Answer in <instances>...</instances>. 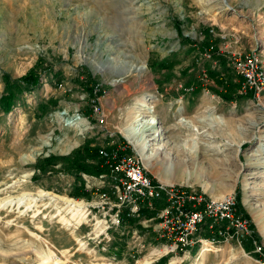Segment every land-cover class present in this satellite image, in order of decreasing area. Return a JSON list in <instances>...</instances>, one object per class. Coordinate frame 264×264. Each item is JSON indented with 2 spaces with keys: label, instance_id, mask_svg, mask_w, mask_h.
I'll list each match as a JSON object with an SVG mask.
<instances>
[{
  "label": "rangeland",
  "instance_id": "rangeland-1",
  "mask_svg": "<svg viewBox=\"0 0 264 264\" xmlns=\"http://www.w3.org/2000/svg\"><path fill=\"white\" fill-rule=\"evenodd\" d=\"M203 29L234 83V58L255 54L264 71V0H0V95L1 72L17 78L36 63L47 71L40 87L23 94L9 113L0 110V264H51L41 259L45 254L58 264H108L112 258L135 264L165 245L142 222L123 221L106 237L94 231L109 207L99 206V195L109 190L106 179L86 176L88 198H73L74 177L60 163L44 172L34 169L37 158L68 156L84 142L139 158L121 128L145 99L153 101L166 146L149 167L140 158L146 174L201 202L233 197L236 213L248 215L264 250V92L255 99L237 87L225 101L212 91L221 87L207 77L206 67H221L196 48ZM94 91L106 115L102 127L89 106ZM49 100L55 105L43 111L39 104ZM77 115L91 127L85 123L79 135L70 124ZM165 153L169 158L161 159ZM40 190L82 201L87 219L76 223L63 200L47 205ZM58 210L70 221L61 220ZM207 224L194 235L201 242L168 253L165 264L172 257L193 264L202 247L209 249L204 264H264L257 243L246 253L234 241L214 237L215 227Z\"/></svg>",
  "mask_w": 264,
  "mask_h": 264
},
{
  "label": "built area",
  "instance_id": "built-area-1",
  "mask_svg": "<svg viewBox=\"0 0 264 264\" xmlns=\"http://www.w3.org/2000/svg\"><path fill=\"white\" fill-rule=\"evenodd\" d=\"M230 66L241 78L237 92L244 95L251 93L253 98L258 99L264 92V71L259 67L257 56L252 54L234 58ZM93 95L89 106L96 117V123L102 127L106 115L96 91ZM76 119H80L79 116ZM85 123L86 126L89 125V122ZM97 149V157L106 173L93 178L100 182L106 179L109 183V190L99 195L101 209L109 206L106 211L103 210L101 221L104 228L99 236L106 237L108 232L119 230L123 224L122 217L125 215L136 218L139 224L142 222L144 227L151 228L155 239L160 240L161 244L164 243L169 249L162 255L191 249L195 243L201 242L200 239H194V235L199 226L206 222L209 229L213 228V225L216 226L215 233L219 239L226 242L234 241L240 247L244 239L251 237L247 221L235 211L233 197L201 202L200 197L196 198L173 186L154 182L143 170L140 157L107 146H98ZM86 176L81 174L84 186L90 187L87 185ZM109 196H112L111 202H108ZM158 203H161V207L156 206ZM141 208L152 212L153 216L148 219L142 218ZM209 242L213 244L214 238ZM259 251L257 247L255 252ZM108 264L127 263L112 258Z\"/></svg>",
  "mask_w": 264,
  "mask_h": 264
},
{
  "label": "trees",
  "instance_id": "trees-1",
  "mask_svg": "<svg viewBox=\"0 0 264 264\" xmlns=\"http://www.w3.org/2000/svg\"><path fill=\"white\" fill-rule=\"evenodd\" d=\"M202 35H203V41L198 44L199 46L196 47L197 50L208 51L210 55L213 56V60L217 62V64L221 67V70L218 72L215 69L210 71L206 67V71H208L207 77L209 79L212 78L216 83L217 87H221V90L212 88V91L221 99L225 101H231L233 98V93L235 92L236 88L239 87L241 78L238 77L237 83H234L231 80V78L226 76L228 75L229 72L227 71L226 65L224 63V59L219 57V55L217 54V49H214V47L210 45L208 47V42L211 37L209 30L203 29ZM181 41L183 43L186 41L189 42V39L184 36H181ZM189 43L195 44L194 42H189ZM194 46L195 45H193V47ZM36 64L31 68H29L25 74L17 78H11L7 72H1V81L3 83V89L0 95V110L3 113H9L16 106V104L21 99L23 94L30 93L40 87L41 73L42 72L45 73L47 71L37 70L38 68ZM221 72H224L225 76L224 75L221 76ZM39 105L40 108H42L44 111L48 107H51V105H55V102L49 100L45 104L40 103ZM97 150H98L97 147H90L87 142H84L80 147L76 148L75 150H72L68 156L57 157L54 155H49L48 157L37 158L34 163V169L39 172H44L47 169L52 170L53 166L60 163L61 168L63 170H68V172L71 173L70 175L74 177L75 184L72 187L70 196L73 198H88V193L84 188L83 185L84 182L81 178V174L91 177H98L99 175L106 173V169L104 168L101 161L97 157ZM36 177L37 176L33 174L32 179H35ZM235 204H236V208L239 209L241 205H240L238 191L235 197ZM240 215L247 221L248 227L252 232V236L249 239L246 238L242 241L241 244L242 249L246 253H251L254 249L252 243L254 241L255 244L256 243L258 244L259 250L262 251L261 255H264V250L259 246L260 237L255 232L254 224L251 223L247 214L242 212ZM140 216L145 218L152 217L153 213L149 212L145 208H141ZM122 221H125L128 224L130 223L135 225V223L138 220L136 218H130L123 215ZM213 229H214L213 231L214 237H217V239H219V237L215 233L216 228ZM205 236H208V234H205ZM158 262L159 264H164V262H166V258L161 257L158 260Z\"/></svg>",
  "mask_w": 264,
  "mask_h": 264
},
{
  "label": "bare ground",
  "instance_id": "bare-ground-1",
  "mask_svg": "<svg viewBox=\"0 0 264 264\" xmlns=\"http://www.w3.org/2000/svg\"><path fill=\"white\" fill-rule=\"evenodd\" d=\"M200 1V0H199ZM80 49L82 48V43L79 42ZM80 53V52H79ZM79 54V58H80ZM82 60V58H80ZM154 108L153 101L150 102L149 99L142 100L139 106H134L133 110L131 111L129 124L121 128L122 135L126 138V140L135 148L137 149V153L139 157L144 161V164L146 167H149V162L152 161L155 158H158L161 156V153L164 152L166 146L163 143L164 140V131L161 128V126H158L159 123L158 119L152 116V110ZM211 107H209V110ZM208 110V108H207ZM205 110L204 112H206ZM208 110V111H209ZM212 110V109H211ZM207 111V112H208ZM206 112V113H207ZM210 112V111H209ZM69 124V123H68ZM71 127L73 130L78 131L77 135L80 134V131L84 130L85 122L81 119H75V121H72ZM155 133V134H154ZM44 145H47L43 143ZM76 144L68 145L66 150H64V153L69 151L73 146ZM167 145V144H166ZM186 147V146H185ZM193 147V146H192ZM188 148V147H187ZM191 150H193L191 148ZM32 158L34 156H31ZM167 159L169 158L168 155L165 153L164 156L161 157V159ZM154 161V160H153ZM157 161V160H156ZM168 181H166L167 183ZM51 193L45 192V191H38V196L41 197H47L49 202L46 203L47 205L51 204V202H54L56 198H59L63 200L64 207L63 209L66 210V213L70 214V218L72 220H75L76 223H80L84 221L86 218L85 212H84V203L82 201H76L67 197H59L56 195L50 196ZM25 200V196H22ZM21 198H18V206L23 203V200L21 201ZM38 197V198H39ZM37 198V199H38ZM247 199V197H246ZM243 201L245 205H248L247 201ZM19 200L21 202H19ZM33 202V200L30 198L28 203ZM28 207H30L28 205ZM59 208V207H58ZM254 209V208H253ZM58 215L60 216L61 220H64L66 222L70 221L65 218L64 215H61L60 210H58ZM74 221V222H75ZM93 223V222H92ZM258 222L255 221V224ZM70 224V223H68ZM103 223L102 221L98 220L94 223V231H102ZM168 247L165 245H162L159 250L157 249H151L149 252L144 255V257L141 260H138L135 264H151L153 262V259L156 256H160L162 254H165L168 252ZM207 251L209 249L202 247L199 252L197 253V256L195 257V261L193 264H204V258L206 256ZM51 255V254H50ZM42 255L41 259L45 263H51V264H58L60 261L55 256L52 255ZM180 259H176V257L170 258L166 264H177Z\"/></svg>",
  "mask_w": 264,
  "mask_h": 264
},
{
  "label": "crops",
  "instance_id": "crops-1",
  "mask_svg": "<svg viewBox=\"0 0 264 264\" xmlns=\"http://www.w3.org/2000/svg\"><path fill=\"white\" fill-rule=\"evenodd\" d=\"M148 218H150V217H147V218H144V219H148ZM137 224H139L138 222H136L135 223V225H137ZM153 224V223H152ZM143 225V224H142ZM144 226V225H143ZM149 229H151V228H149ZM151 233H152V231H151ZM152 235H153V233H152ZM167 255H162V257H166ZM161 257H158L157 259H155V260H153V262L151 263V264H159V262H158V260L160 259ZM164 264H165V262H164Z\"/></svg>",
  "mask_w": 264,
  "mask_h": 264
}]
</instances>
